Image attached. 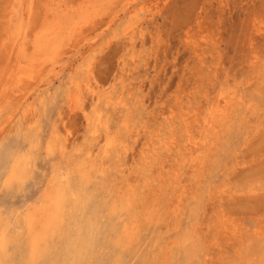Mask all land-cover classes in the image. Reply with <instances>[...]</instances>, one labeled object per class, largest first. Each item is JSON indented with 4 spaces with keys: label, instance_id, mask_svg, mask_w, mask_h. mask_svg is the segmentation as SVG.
Returning <instances> with one entry per match:
<instances>
[{
    "label": "rangeland",
    "instance_id": "obj_1",
    "mask_svg": "<svg viewBox=\"0 0 264 264\" xmlns=\"http://www.w3.org/2000/svg\"><path fill=\"white\" fill-rule=\"evenodd\" d=\"M0 264H264V0H0Z\"/></svg>",
    "mask_w": 264,
    "mask_h": 264
},
{
    "label": "bare ground",
    "instance_id": "obj_2",
    "mask_svg": "<svg viewBox=\"0 0 264 264\" xmlns=\"http://www.w3.org/2000/svg\"><path fill=\"white\" fill-rule=\"evenodd\" d=\"M43 1V0H42ZM47 1V0H46ZM51 1V0H50ZM138 1H140V0H138ZM65 2V1H64ZM135 2H137V1H135ZM52 3V2H51ZM57 3V2H56ZM60 3V2H59ZM139 3V2H138ZM46 4V3H45ZM133 4V3H132ZM49 5V4H48ZM13 6V5H12ZM51 6V5H50ZM56 7H58V6H56L55 5V9H56ZM54 8V7H53ZM50 9V8H49ZM52 9V8H51ZM50 9V10H51ZM54 9V10H55ZM64 9V8H63ZM56 11V10H55ZM55 11H54V14H55ZM58 11V10H57ZM56 11V12H57ZM67 11V10H66ZM63 12V11H62ZM63 13H65V12H63ZM70 13V12H69ZM61 14V13H60ZM66 14H67V12H66ZM57 16V15H56ZM53 17V16H52ZM86 17V16H85ZM51 18V17H50ZM59 19V16H58V18H57V20ZM66 19V18H65ZM51 20V19H50ZM53 20H55V19H53ZM63 20V19H62ZM69 21V20H68ZM115 21V20H114ZM54 22V21H53ZM59 22H60V20H59ZM109 22V21H108ZM68 23V22H67ZM70 23V22H69ZM65 24V23H64ZM8 25V24H7ZM110 25V24H109ZM65 26V25H64ZM63 26V27H64ZM49 24H46V27H44L45 28V30L46 31H48L49 30ZM58 27V26H57ZM62 27V28H63ZM79 27V26H78ZM65 28V27H64ZM70 28V27H69ZM110 28V27H109ZM56 29V28H55ZM79 29V28H78ZM60 30V29H59ZM64 30V29H63ZM62 31V30H61ZM72 31H73V27H72ZM78 31V30H77ZM133 31V30H132ZM48 32H50V30L48 31ZM47 32V33H48ZM69 33V32H68ZM75 33H76V30H75ZM62 34V33H61ZM139 34V33H138ZM48 37H49V35H48ZM52 38V37H51ZM52 39H54V38H52ZM94 39V38H93ZM46 40V39H45ZM48 40V39H47ZM42 40L41 39H38V42L37 43H41V44H39V46H42V45H44V43H46L44 40L41 42ZM51 41H54V40H51ZM58 41V40H57ZM96 42V41H95ZM94 43H92V45H93ZM42 49V48H41ZM44 49V48H43ZM57 53V52H56ZM84 53V52H83ZM42 56V55H41ZM43 58V57H42ZM42 58H40V59H42ZM40 59H39V61H40ZM38 60V59H37ZM49 60H51V59H49ZM38 61V62H39ZM35 63V62H34ZM37 63V62H36ZM52 63V62H51ZM38 64V63H37ZM51 67V66H50ZM26 69V67H24V66H20V71H21V73H22V71L23 70H25ZM51 69V68H50ZM89 73H90V70H88V72H87V77H86V83L84 82V84L82 85L83 86V88L88 92V93H90V94H92V96L94 95L95 96V98L98 100V95L96 94V92H95V87H93L92 85H91V83H90V75H89ZM23 75V74H22ZM23 77V76H22ZM24 77H26V76H24ZM21 78V76H19V78L18 79H20ZM17 79V80H18ZM24 79V78H23ZM22 80V79H21ZM20 80V81H21ZM19 80H18V83L20 82ZM94 86H95V84H93ZM100 89V88H99ZM22 90V89H21ZM97 90V89H96ZM101 90V89H100ZM79 91V90H78ZM77 92V91H76ZM101 92V91H100ZM79 93V92H78ZM102 93V92H101ZM19 94V93H18ZM78 95V94H77ZM77 95H76V98L74 99H72L71 100V105H74V104H77L78 102H79V99H78V97L80 96V94H79V96L77 97ZM99 95H102V94H99ZM25 95H21V97L23 98ZM103 96V95H102ZM101 96V97H102ZM6 97V96H5ZM15 97H17V96H15ZM74 97H75V95H74ZM20 98V97H19ZM27 98V97H26ZM227 103V102H226ZM120 104H122L121 102H120ZM229 104V103H228ZM154 121V120H153ZM213 125V124H212ZM191 135V134H190ZM198 135V134H197ZM114 139V138H113ZM188 142V141H187ZM196 144V142H194V141H192V143H191V146H193V145H195ZM188 145V144H187ZM109 146H111V144H110V141L108 142V143H106L105 144V146H104V148L102 149V153L103 154H105V153H107V151H108V148H109ZM202 148V147H201ZM192 150V149H191ZM194 151H196V150H194ZM103 154H101V155H103ZM191 156V155H190ZM80 164V163H79ZM80 177H82V179L85 177V175L83 176V175H81ZM55 193V192H54ZM71 194V193H70ZM50 195V194H49ZM49 197V196H48ZM46 198H47V196H46ZM44 203H47L46 205H47V208L46 209H42L43 211L41 212L42 214H40L41 216L38 218V214H37V219H36V217H35V219L33 218V216L32 217H29V218H27L26 219V222H27V224H28V226L30 225V227H29V230H30V234H29V239H30V244H31V249H30V256L31 257H33V255H35V253L37 252V244H38V242H39V240H41L42 239V235H43V232H44V230H45V228L48 226V225H50V223H52L53 221H54V214H55V212H56V210H57V207H58V204H59V198L57 197V196H54V197H52V198H48V201L46 202H44ZM45 205V204H44ZM36 215V214H35ZM35 225H38L39 226V228L38 227H36ZM34 226V227H33ZM40 227H42V230L40 231ZM28 233H29V231H28ZM2 239V238H1ZM8 240V239H7ZM82 243H84V242H82ZM83 245V244H82ZM70 249H72L76 254H80L81 253V251H82V246H81V244L78 242L77 244L76 243H71V246H70V248H68V251L70 250ZM66 254V253H65ZM46 258V257H45ZM44 259V258H43ZM83 261V260H82Z\"/></svg>",
    "mask_w": 264,
    "mask_h": 264
}]
</instances>
